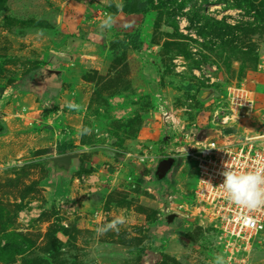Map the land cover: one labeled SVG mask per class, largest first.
Segmentation results:
<instances>
[{"label":"rangeland","instance_id":"374dc122","mask_svg":"<svg viewBox=\"0 0 264 264\" xmlns=\"http://www.w3.org/2000/svg\"><path fill=\"white\" fill-rule=\"evenodd\" d=\"M249 1L257 19L255 10L215 0H154L159 8L144 15L122 13L123 0H0V264H215L224 257L206 223L173 212L166 222L161 209L169 194L174 209L191 202L197 177L184 135L213 126L228 88L254 93V125L264 127V0ZM192 9L232 29L216 39L203 21L191 22ZM73 14L79 31L70 36ZM100 18L113 22L108 50L135 29L143 44L128 50L126 63L119 52L102 74L86 66L93 60L86 50L76 54L81 41L64 48L69 37L92 42L104 33ZM54 52L76 57L70 80L51 82L61 88L53 102L27 95L26 81L46 84L33 76L47 73L30 72L50 69ZM59 145L74 156L70 170L53 161ZM166 157L175 162L159 179ZM118 216L125 218L118 231H97ZM248 264H264V230Z\"/></svg>","mask_w":264,"mask_h":264},{"label":"built area","instance_id":"2783aa9c","mask_svg":"<svg viewBox=\"0 0 264 264\" xmlns=\"http://www.w3.org/2000/svg\"><path fill=\"white\" fill-rule=\"evenodd\" d=\"M226 97L225 113L215 112L213 126L207 132L203 130L201 138L197 137L200 130L191 129L184 135L185 153L194 162L197 177L191 202L174 209L175 196L169 194L161 211L164 216L173 212L182 218L193 217L198 224L206 223L223 246L226 264H248L264 230V209L241 208L223 190L213 187L222 182L219 173L224 164L241 173L264 169V127L254 125L255 98L248 88L230 87ZM229 130L232 132H225ZM150 164L148 170L154 164L152 160ZM144 179L151 178L147 174Z\"/></svg>","mask_w":264,"mask_h":264},{"label":"crops","instance_id":"0c3cea01","mask_svg":"<svg viewBox=\"0 0 264 264\" xmlns=\"http://www.w3.org/2000/svg\"><path fill=\"white\" fill-rule=\"evenodd\" d=\"M72 17L73 18L71 21L74 22L75 25L72 26L71 28H69L70 29L69 31H64L66 34H68L70 36H73L74 33H77L79 31L78 24L76 21L77 15L73 14ZM99 20L104 22L100 25V26L105 27L104 33H98L97 32L95 35H93L94 40L92 42L83 41L81 39L78 40V38H75V37H69V43L66 46H64V48L65 49H70V48L73 49L74 42L75 41L76 42L81 41L83 44L81 46H79V47H81L80 49H78V48H77L78 50L76 49V54L78 52L80 53L81 52L80 50H83V51L86 50L87 53L89 54L88 58L93 57V60L86 62L87 63L86 66L87 65L92 66V67L95 66V69L98 72H100V74H102L104 72V70L106 69V67L108 66L110 60L112 59L111 52H110V50H108V47L106 48V46H107V42L110 40V38L112 36L111 33L115 32V31L113 30V27L110 26V24L113 23L112 21L107 22L106 20H104V18H100ZM81 30H83V29H81ZM89 46L90 47L93 46L95 50L91 51V49H88ZM72 49H71V51H72ZM107 50L110 53H108V52L106 53ZM106 54L108 55L107 57H106ZM53 57H55V58L53 59ZM53 57H52L53 60H52L51 64L56 63V66H58V67L53 68V67H51L52 65L49 64L48 66L50 67V69H47V68L41 66V67L34 69L30 72V74H32L34 71L40 69V70L44 71L45 73H47L46 74L47 78H45L44 76L43 77L42 76L37 77L36 75L33 76L34 81H38V82L46 81V82H44L46 84L44 85V87L42 89L34 88L33 86H31L29 88V82L24 80V81H26V94L27 95L42 96L41 97L42 99H48L50 102H53L52 100H53L54 96L60 92L61 88H59V90H57V87L52 83H55L57 80H61V83L64 84L70 80L69 66L72 63V60L76 59V57L75 56L72 57V55H70V54H61V53H56V52H54ZM101 60H102V63H100ZM126 61H127V59H126ZM102 64L104 65L103 68L101 67ZM47 70L57 71V73L51 74ZM27 79L29 80V78H27ZM47 82H49V83H47ZM138 83H140V82H138ZM22 86H23V84H22ZM1 123H2V117L0 116V129H1ZM1 135L2 134H0V140L2 138ZM22 138L25 141L24 136ZM66 154L67 153L60 154V155L58 154V156H62V155H66ZM72 165H73V163L71 162V164L67 167V169L70 170Z\"/></svg>","mask_w":264,"mask_h":264},{"label":"trees","instance_id":"16d2710c","mask_svg":"<svg viewBox=\"0 0 264 264\" xmlns=\"http://www.w3.org/2000/svg\"><path fill=\"white\" fill-rule=\"evenodd\" d=\"M161 2V0H158ZM204 2H208V0H203ZM213 2V1H211ZM215 2H219L222 4H226V8H235V9H244L246 14L252 13V10L254 6L251 1L249 0H237L235 2L229 3V0H215ZM159 7L154 5V0H123V3L121 5L120 11L126 15H144L147 14L151 10H157ZM180 9V8H179ZM118 9H116L117 11ZM192 21H203V25L207 29H211L212 31L208 34H212L216 39L222 40L225 33H227L226 30L232 29L229 24L225 23L224 21H218L217 19H214L208 15H205L203 12L198 11L196 9H192ZM258 11H254L252 13V17L256 18ZM174 14V13H173ZM154 28H159L157 24H154ZM174 29H177V26L173 27ZM141 32L139 29H135L131 34L127 35V39L122 40L118 43V46H113L114 44L110 42L109 44V50L112 55V59L115 60L118 57V53L121 52L123 55L124 62L126 63V55L128 50H134L137 52H141L143 44L141 42ZM118 60V59H116ZM121 61V59H120ZM52 74V73H51ZM207 134V133H206ZM70 149L69 146L66 145H60L57 147L56 152L57 154H64ZM165 205L167 204L164 203ZM162 218L167 221V216H164V214H161ZM66 233V231H65ZM56 241V239H55ZM55 245V243H54Z\"/></svg>","mask_w":264,"mask_h":264},{"label":"clouds","instance_id":"9594fccd","mask_svg":"<svg viewBox=\"0 0 264 264\" xmlns=\"http://www.w3.org/2000/svg\"><path fill=\"white\" fill-rule=\"evenodd\" d=\"M219 175L222 177V182L213 188L223 190L235 205L249 211L264 209V169L241 173L224 164ZM124 223L125 218L118 216L97 231L101 233L109 230L118 231V226ZM215 264H226V261L223 256H217Z\"/></svg>","mask_w":264,"mask_h":264},{"label":"water","instance_id":"95a60500","mask_svg":"<svg viewBox=\"0 0 264 264\" xmlns=\"http://www.w3.org/2000/svg\"><path fill=\"white\" fill-rule=\"evenodd\" d=\"M47 71L50 73H53V74L57 73V71H53V70H47ZM206 95H207V93H206ZM206 95H204V96L200 95V99H204V97H206ZM225 132L231 133L232 131L229 130V131H225ZM193 135H194V133H191V136H193ZM202 135H203V130L199 131L197 133L198 138H201ZM72 157H74V156L71 154H66V155H62V156H59V157L53 159V161H58L59 163H63L65 166L68 167L71 164L70 159ZM174 162H175V159L173 157H166V158L160 160L159 163L157 164L156 171H155L156 177L159 179L164 178L167 175V173L171 170ZM175 216H176L175 214L168 215L167 221L171 222Z\"/></svg>","mask_w":264,"mask_h":264}]
</instances>
